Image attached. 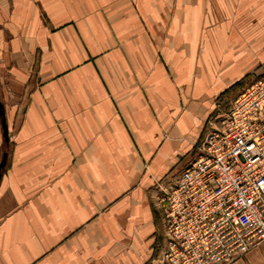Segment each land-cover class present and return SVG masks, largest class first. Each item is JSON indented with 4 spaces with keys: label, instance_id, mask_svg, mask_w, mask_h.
<instances>
[{
    "label": "crops",
    "instance_id": "obj_1",
    "mask_svg": "<svg viewBox=\"0 0 264 264\" xmlns=\"http://www.w3.org/2000/svg\"><path fill=\"white\" fill-rule=\"evenodd\" d=\"M263 62L264 0H0V264H153V187Z\"/></svg>",
    "mask_w": 264,
    "mask_h": 264
},
{
    "label": "built area",
    "instance_id": "obj_2",
    "mask_svg": "<svg viewBox=\"0 0 264 264\" xmlns=\"http://www.w3.org/2000/svg\"><path fill=\"white\" fill-rule=\"evenodd\" d=\"M264 79L244 84L179 173L155 188L153 264H231L264 242Z\"/></svg>",
    "mask_w": 264,
    "mask_h": 264
},
{
    "label": "rangeland",
    "instance_id": "obj_3",
    "mask_svg": "<svg viewBox=\"0 0 264 264\" xmlns=\"http://www.w3.org/2000/svg\"><path fill=\"white\" fill-rule=\"evenodd\" d=\"M256 70H257L256 72L254 71V72H252L251 74L248 75L250 77H248V79L245 81V84L250 83L252 81H255L257 79H264V62L261 65V68H257ZM167 181H169V180H167ZM167 181L165 180V182H164V181L161 180V181L157 182L156 186L153 187V190L155 191V188L157 187V185H163ZM158 244H160V242Z\"/></svg>",
    "mask_w": 264,
    "mask_h": 264
},
{
    "label": "water",
    "instance_id": "obj_4",
    "mask_svg": "<svg viewBox=\"0 0 264 264\" xmlns=\"http://www.w3.org/2000/svg\"><path fill=\"white\" fill-rule=\"evenodd\" d=\"M0 118H1L2 136L4 137L5 140H7V126L5 123L4 111L1 102H0ZM4 162H5V155L0 163V167H3Z\"/></svg>",
    "mask_w": 264,
    "mask_h": 264
}]
</instances>
